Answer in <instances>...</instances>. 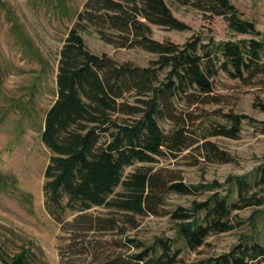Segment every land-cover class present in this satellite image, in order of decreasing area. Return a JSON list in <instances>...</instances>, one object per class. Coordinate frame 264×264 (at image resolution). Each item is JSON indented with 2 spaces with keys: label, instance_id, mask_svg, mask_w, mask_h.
I'll list each match as a JSON object with an SVG mask.
<instances>
[{
  "label": "trees",
  "instance_id": "trees-1",
  "mask_svg": "<svg viewBox=\"0 0 264 264\" xmlns=\"http://www.w3.org/2000/svg\"><path fill=\"white\" fill-rule=\"evenodd\" d=\"M40 1L58 12L67 11L64 0ZM172 1L198 10L207 19L221 17L235 40L202 43L196 37L180 45L155 41L152 25L185 28L166 0H86L59 51L56 97L44 114L40 134L49 152L42 191L45 206L55 218L65 209L76 213L70 221L59 222L60 230L68 234L70 256L91 253L88 264H181L183 249L195 251L210 234L240 227L236 212L254 208L248 218L254 224L264 210L263 162L253 182L244 177L229 179L235 190L232 199L215 193L189 209L174 211L180 221L177 239L182 249L167 238L150 244L129 239L118 225L133 224L136 216L159 214L170 192H195L178 172L148 166L156 157L174 156L198 143L195 149L203 159L232 160L207 138L235 139L246 117L201 108L220 104L214 90L219 73L242 86L264 88V33L244 20L230 0ZM91 26L116 48L139 47L156 58L139 67L116 62L105 53L94 54L81 37ZM218 115L227 126L204 127L206 132L195 134L197 128L192 127L197 120L202 125L205 117ZM160 120L170 123L167 132ZM135 164L140 165L125 172ZM93 208H99L97 214L90 212ZM113 230H119L121 238L105 252L99 239L89 236ZM28 256L24 251L6 264H27ZM199 264H264V243L244 239Z\"/></svg>",
  "mask_w": 264,
  "mask_h": 264
},
{
  "label": "rangeland",
  "instance_id": "rangeland-1",
  "mask_svg": "<svg viewBox=\"0 0 264 264\" xmlns=\"http://www.w3.org/2000/svg\"><path fill=\"white\" fill-rule=\"evenodd\" d=\"M85 1L64 0L67 11L58 12L40 0H0V264L11 262L15 255L24 251L29 255L27 264L89 262L91 253L69 255L71 250L67 246L71 242L68 234L60 230L59 222L70 221L76 213L65 209L55 218L45 206L42 185L49 152L40 140L44 114L56 97L59 51ZM230 1L244 20L264 33V0ZM166 4L185 28L175 30L152 25L153 40H170L179 45L196 37L202 43L212 39L215 43L235 40L221 17L204 18L198 10L172 0H166ZM81 37L92 53H105L119 63L130 62L146 67L156 58L139 47L116 48L102 40L92 26L82 31ZM214 90L220 104L201 107L205 112L219 109L223 114L232 112L246 117L242 119L235 139L224 136L207 138L228 153L232 160L225 163L203 159L200 151L195 149L198 143L174 156L156 157L157 161L148 166L178 172L195 192L187 195L170 192L164 197L159 214L136 216L133 224L118 222L124 229L123 236L146 244L160 237L176 240L174 247L180 249L182 243L177 239L180 221L175 219L174 211L189 209L194 202H203L215 193L232 199L235 190L229 179L244 177L254 181L256 169L264 162V88L245 87L219 73ZM199 121L192 127L193 130L197 128L195 134L198 136L206 132L204 127L227 126L221 116L205 117L202 125ZM159 125L165 132L170 129L168 121L160 120ZM138 165L126 168L125 172ZM262 187L264 195V185ZM98 210L93 208L90 212L97 214ZM253 210L246 208L236 212L240 227L210 234L195 251L183 249L181 264H199L205 258L228 252L244 239L249 243H264V210L257 215L254 224H249L248 218ZM90 235L99 239L102 252L113 248L121 238L119 230L105 234L90 232Z\"/></svg>",
  "mask_w": 264,
  "mask_h": 264
}]
</instances>
